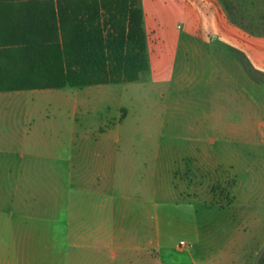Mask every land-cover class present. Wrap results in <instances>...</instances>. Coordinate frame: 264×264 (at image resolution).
<instances>
[{"label":"rangeland","instance_id":"374dc122","mask_svg":"<svg viewBox=\"0 0 264 264\" xmlns=\"http://www.w3.org/2000/svg\"><path fill=\"white\" fill-rule=\"evenodd\" d=\"M237 58L251 78L248 61ZM191 65L206 83L214 80L216 65L200 57ZM258 75L253 102L245 94L251 89H234L236 100L226 102L208 86L177 89L180 98L146 76L131 84L2 93L0 174L15 159L4 152L28 153L29 130L37 126L52 151L53 180L108 182L117 200L110 213L117 245L144 246L159 264L209 263L222 251L256 264L264 250V74ZM64 115L69 129L92 125L82 144L99 140L96 147L77 151L61 126ZM100 164L105 169L97 174ZM57 233L52 247L74 244Z\"/></svg>","mask_w":264,"mask_h":264},{"label":"crops","instance_id":"0c3cea01","mask_svg":"<svg viewBox=\"0 0 264 264\" xmlns=\"http://www.w3.org/2000/svg\"><path fill=\"white\" fill-rule=\"evenodd\" d=\"M139 6L150 63L139 82L146 76L151 86L169 87L178 97L177 89L208 86L220 89V98L226 102L236 100L234 89H242L243 94L251 89L245 94L254 101L252 89H260V84L247 75L237 55L264 74V0H139ZM198 57L216 65L214 80L206 83L195 71L191 64ZM44 91L49 90L30 92ZM83 104L77 103L76 110ZM63 105L67 115L69 105ZM65 115L61 126L71 135L74 148L82 153L86 147H96L99 140L95 145L82 144L85 127L93 126L83 123L69 129ZM39 120L44 123L45 117ZM43 130L30 128L28 153L4 152L15 159L0 174V264H159L149 261L144 246L117 245L116 228L110 223L117 200L110 196L107 181L68 184L60 181L61 175L53 180L52 151L47 149L50 145ZM36 141L39 145H34ZM93 160L96 163V157ZM97 169L99 174L105 168L100 164ZM55 233V237L73 239L74 244H67L65 250L52 247ZM242 258L222 251L204 264H245Z\"/></svg>","mask_w":264,"mask_h":264},{"label":"trees","instance_id":"16d2710c","mask_svg":"<svg viewBox=\"0 0 264 264\" xmlns=\"http://www.w3.org/2000/svg\"><path fill=\"white\" fill-rule=\"evenodd\" d=\"M149 69L139 0H0V93L131 84Z\"/></svg>","mask_w":264,"mask_h":264},{"label":"built area","instance_id":"2783aa9c","mask_svg":"<svg viewBox=\"0 0 264 264\" xmlns=\"http://www.w3.org/2000/svg\"><path fill=\"white\" fill-rule=\"evenodd\" d=\"M181 246L182 247H185L186 246V243L185 242H181Z\"/></svg>","mask_w":264,"mask_h":264}]
</instances>
